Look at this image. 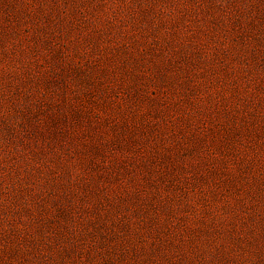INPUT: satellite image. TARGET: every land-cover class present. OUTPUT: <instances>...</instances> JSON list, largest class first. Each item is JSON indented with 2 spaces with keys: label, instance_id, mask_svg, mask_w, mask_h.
<instances>
[{
  "label": "rangeland",
  "instance_id": "374dc122",
  "mask_svg": "<svg viewBox=\"0 0 264 264\" xmlns=\"http://www.w3.org/2000/svg\"><path fill=\"white\" fill-rule=\"evenodd\" d=\"M0 264H264V0H0Z\"/></svg>",
  "mask_w": 264,
  "mask_h": 264
}]
</instances>
